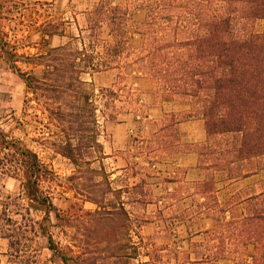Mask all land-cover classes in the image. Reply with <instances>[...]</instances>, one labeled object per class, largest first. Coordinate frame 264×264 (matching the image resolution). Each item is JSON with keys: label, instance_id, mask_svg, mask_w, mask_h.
Listing matches in <instances>:
<instances>
[{"label": "trees", "instance_id": "trees-1", "mask_svg": "<svg viewBox=\"0 0 264 264\" xmlns=\"http://www.w3.org/2000/svg\"><path fill=\"white\" fill-rule=\"evenodd\" d=\"M135 11H143L141 21L134 19ZM80 13L84 26H77V36L64 42L65 34L56 31L57 25L43 22L39 51L30 56L19 53L0 26V56L23 79L31 94L28 100L37 107V143L69 159L75 172L67 177L66 189L77 181L81 197H74L95 205L93 210H84L73 202L68 211L60 212L44 185L55 179L54 172L33 149L0 128V179H18L27 203L19 209L17 199H0V238L7 241L8 261L23 264V259L31 258V263L43 264L38 258L39 239H43L63 264H211L223 259L264 264V187L232 189L264 170V26L260 32L254 29L256 21L264 22V0H90ZM134 33L142 41L135 58L127 62ZM121 62L137 65L139 78L151 81L153 94L160 93L162 102L189 101L193 107L184 118L196 117L204 123V142L196 150H186L198 155L195 168L202 179L194 195L202 199L196 204L199 214L187 212L182 218L192 222L204 215L211 226L189 231L173 249L144 241L140 229L146 219L139 215L132 223L115 193L120 190L112 189L116 180L103 168L100 137L106 121L119 122L120 93L100 87L92 99L90 82L84 76L118 69ZM18 63L37 66L39 71L37 75L23 71ZM117 78L114 85L125 76ZM132 101L138 116L141 99L127 103ZM24 123L18 121L20 126ZM173 124L172 119L163 122L154 136ZM162 140L158 137L154 142L165 147ZM148 178L143 173L133 185H125L123 191L136 193L132 204L150 202ZM107 190L115 197L107 200ZM222 191L227 193L220 199L217 194ZM31 209L37 210V220ZM75 213L82 219L89 216L92 226L83 225V233L103 241L104 251L98 243L93 251L80 245L75 250L67 244L64 250L73 255L61 253L51 227L64 230ZM131 225L137 241L121 243L119 237L127 235ZM194 235L199 237L195 241Z\"/></svg>", "mask_w": 264, "mask_h": 264}, {"label": "rangeland", "instance_id": "rangeland-1", "mask_svg": "<svg viewBox=\"0 0 264 264\" xmlns=\"http://www.w3.org/2000/svg\"><path fill=\"white\" fill-rule=\"evenodd\" d=\"M89 1L0 0V3L4 2L0 26L8 33L11 42L16 44L19 53L28 56L36 55L39 51L37 42L40 40V25L45 21L52 22L53 25H57L56 31L65 34L62 41H67V37L77 36V26H84V16L80 11L88 6ZM133 17L135 20L141 21L143 11H135ZM263 26L264 22L258 20L254 29L260 32L263 30ZM141 41V35L134 33L128 51L130 58L127 62L135 58ZM57 43L58 39L54 37L52 44L56 45ZM73 46L79 48L80 44L74 43ZM18 65L23 71L31 70L36 75L39 71L37 66L33 67L23 63H18ZM118 67V69L101 71L92 77L84 76L90 82L88 90L92 99H96L100 87L112 88L120 93L121 102H117V105L121 106L120 113L117 116L119 122L106 121L104 123V133L100 137L105 152V159L102 161L103 168L105 173L110 175V179L116 180L111 185L112 189L120 190L115 193L124 202V207L129 212L132 223L135 221L134 218L139 215L146 219L140 229L144 241L152 242L155 245L164 244L167 248L173 249L180 239L187 237L189 231L195 233L211 226L210 219L204 215L195 217L192 222L183 220L182 216L185 213H196V209H198L196 204L202 201L194 195L197 192L196 186L202 177L198 169L188 170L184 166L178 165L177 162L181 154L186 152L187 149L193 148L196 150V145L204 142L206 138L204 123L200 118H184L183 115L192 110L193 107L189 101L177 100L171 110L163 108L160 93H155L157 95L155 96L151 81L147 78H139L142 75L137 71V65H126L125 62H121ZM119 75L125 76V79H120L114 85ZM119 87L122 90L119 91ZM30 98L31 94L27 93L23 79L0 56V128L3 133L10 138L21 140L33 149L39 155L41 161L54 172L55 179L44 185L52 193L53 203L60 212L68 211L73 202L79 203L84 210H93L95 208L93 203L76 199V197H81L77 194L81 187L77 181L71 180L73 187L69 190L66 189L69 187L67 177L75 172V168L69 159L57 153L52 147L37 143L39 134L37 123L34 120V115H37V107L34 101L28 100ZM138 98L141 99L142 106H139L141 112H136L138 116H135L134 101L131 104L127 102L131 99L138 100ZM25 100H28L29 104L25 105ZM169 119H172L175 124L158 133V136H154L155 132L163 125V122ZM189 120H196V124L185 128L183 131V126L179 123ZM18 121H26V123L20 126ZM199 129L204 134L202 142L194 140L199 134ZM190 133L193 134L191 139L187 137ZM185 135L186 137L183 138ZM158 137H162L166 142L165 147L154 142ZM94 166H98L97 163ZM143 173L149 176L150 187L147 191V199L150 202L145 206H139L130 202L136 193H128L123 190L125 185H133L134 182L138 181ZM255 184H258L259 188L264 187V170L259 172V175L255 178L247 180V182L243 181L232 189L238 190ZM188 193L191 194L190 197H187ZM226 193V191H222L217 195L222 199ZM5 196L17 199L19 209L27 205L25 198L22 197L21 185L18 179L9 176L0 179V199L3 200ZM106 197L108 200L115 197V195L112 191L107 190ZM70 212L74 213L75 210ZM31 214L37 220V210L31 209ZM40 215L38 213V218H40ZM83 225L92 226L89 222V216L84 215L82 219L76 217L75 213L72 215L71 222L64 227V230L51 227V233L55 241L58 242L61 253L73 255L64 250L67 244H70L75 250L80 245L87 246V250L93 251L98 243L104 251L105 243L97 241L91 234L86 235V233H83ZM135 231L136 228L131 225L127 235L119 237V241L121 243L130 240L137 241ZM198 238L194 235L193 241ZM39 244L40 254L38 258L43 264H63L59 257L51 254L46 248V242L43 239H39ZM34 248H37V242ZM101 248H99V251ZM248 249L250 250L251 247L249 246ZM7 251V241L0 238V264H14L8 261ZM190 257L194 258L193 255ZM30 260L31 258L23 259V264H34ZM131 263H136V259H131ZM211 264L234 263L223 259Z\"/></svg>", "mask_w": 264, "mask_h": 264}, {"label": "crops", "instance_id": "crops-1", "mask_svg": "<svg viewBox=\"0 0 264 264\" xmlns=\"http://www.w3.org/2000/svg\"><path fill=\"white\" fill-rule=\"evenodd\" d=\"M31 1V0H28ZM33 1H37V0H33ZM175 106V102H163V108H168L169 110H171L172 107ZM199 123V122H197ZM194 124H196V120H189L183 123H179V125L183 126V131L185 130V128L189 127V126H193ZM185 136H183V138H185ZM188 138H193V134L190 133L187 135ZM196 142H202V140H204V134L202 133V131L199 129V134L198 136L194 139ZM197 153L195 151H190V152H184L181 154V157L178 158V165H182L185 168H187L188 170H194L195 166L197 164ZM259 173L254 174L252 176H249L243 180H241L240 183L247 182V180H250L252 178H255V176H258ZM253 186L254 188L258 189V184L255 185H250Z\"/></svg>", "mask_w": 264, "mask_h": 264}]
</instances>
